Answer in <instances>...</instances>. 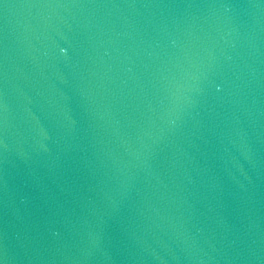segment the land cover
<instances>
[{
  "label": "water",
  "instance_id": "1",
  "mask_svg": "<svg viewBox=\"0 0 264 264\" xmlns=\"http://www.w3.org/2000/svg\"><path fill=\"white\" fill-rule=\"evenodd\" d=\"M0 264H264V0H0Z\"/></svg>",
  "mask_w": 264,
  "mask_h": 264
}]
</instances>
